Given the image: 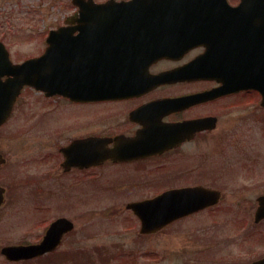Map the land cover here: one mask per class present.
<instances>
[{
  "label": "flooded vegetation",
  "instance_id": "obj_1",
  "mask_svg": "<svg viewBox=\"0 0 264 264\" xmlns=\"http://www.w3.org/2000/svg\"><path fill=\"white\" fill-rule=\"evenodd\" d=\"M253 1L259 2L237 9L241 0H0L1 56L17 65L45 55L44 64L54 67L43 70L56 81L63 65L71 87L63 93L48 84L24 86L0 124V261L23 264L7 260L3 251L41 242L56 220L71 224L62 243L74 233L75 217L62 211L51 184L68 179V204L104 192L144 194L125 201L121 220L140 238L195 219L207 234L199 240L207 243L194 264H264V215L256 216L257 199L264 195L254 202H224L222 191L201 176L203 159L195 151L204 141H221L220 131L236 124L234 111L243 100L262 114L259 93H213L221 82L191 71L150 82L192 64H228L236 60V50L261 47L264 0ZM51 34L52 51L46 54ZM26 43L34 50L24 54ZM108 87L117 88L116 95H108ZM92 152L109 156L91 162ZM187 152L199 162L193 180ZM33 162L46 169L23 172ZM188 187L215 191L219 201L185 214L166 212V205L130 207ZM164 216L170 219L161 227L142 230ZM75 253L62 255L59 246L34 260ZM110 253L103 249V260ZM112 255L126 257L120 264H136L121 250Z\"/></svg>",
  "mask_w": 264,
  "mask_h": 264
},
{
  "label": "rangeland",
  "instance_id": "obj_2",
  "mask_svg": "<svg viewBox=\"0 0 264 264\" xmlns=\"http://www.w3.org/2000/svg\"><path fill=\"white\" fill-rule=\"evenodd\" d=\"M33 50L32 43L23 45L24 54ZM243 101L246 102L234 111L238 118L236 124H228L220 131L221 141H204L195 150L203 159L201 176H204L205 181L216 185L222 191L223 201L228 203L254 202L257 196L264 195V112L260 114V111L249 109L253 103L246 99ZM198 166L199 162L193 161L187 152L186 169L193 173H187L192 176L189 180L197 178ZM43 168L33 162L23 167V172L29 169L41 174ZM51 184L59 191L62 211L75 217V231L63 242L60 250L63 255L70 249H76L77 264H120L126 257L112 258L117 250L130 257L129 261L135 259L136 264H194L198 258V254H195L207 243L199 240L207 234L195 219L184 220L166 233L154 237H138L137 232L132 228L128 229L126 223L121 222L126 215L123 204L130 197L145 196L144 194L112 196L104 192L92 194L89 202L80 203L76 199L75 203L68 204L65 190L69 180L59 179L51 181ZM97 184L92 183L91 187H96ZM232 247L238 249L237 246ZM103 249L111 252V258L107 261L103 260ZM216 249L223 250L224 246ZM68 256L74 259V255ZM0 264L5 263L0 261Z\"/></svg>",
  "mask_w": 264,
  "mask_h": 264
},
{
  "label": "water",
  "instance_id": "obj_3",
  "mask_svg": "<svg viewBox=\"0 0 264 264\" xmlns=\"http://www.w3.org/2000/svg\"><path fill=\"white\" fill-rule=\"evenodd\" d=\"M248 1V0H245ZM53 37L50 36L48 42L51 43ZM34 58L25 61L20 65H12L5 55L0 56V124L6 119L11 105L24 85H29L35 89L44 88V84H48V88H59L60 92L70 90L68 85L69 73L64 71V66L59 65V79L52 81V76L45 72L44 67L52 69V64H44V58ZM217 65L216 70L211 69L205 71L204 76H213L217 78L222 86L214 90L216 92H233L238 90L253 89L257 90L261 95L260 105L264 107V46L259 48H247L245 52L237 53L236 60L228 64ZM65 68H68L65 66ZM43 75H47L44 76ZM3 76H7L2 80ZM43 77V78H42ZM49 77V78H48ZM157 76V80H158ZM54 86V87H53ZM109 91L116 89L108 88ZM212 93V92H211ZM114 95V94H113ZM73 149V146L69 148ZM100 156H109L103 153H93L91 162L96 161ZM71 160L67 158L66 166ZM218 193L203 187H189L183 189L172 190L161 194L152 200L133 203L130 207L133 210L143 208V206H163L166 205V212L175 214H185L193 210H197L204 206V203L218 201ZM259 207L257 209V218L264 215V197L257 199ZM170 217L164 216L160 222L153 224H143L142 230H151L150 228H159L168 222ZM71 226L65 219H59L50 225L40 244L23 247L18 250H6L7 258L13 259H29L36 257L47 250L54 248L60 240L63 232L69 230Z\"/></svg>",
  "mask_w": 264,
  "mask_h": 264
}]
</instances>
